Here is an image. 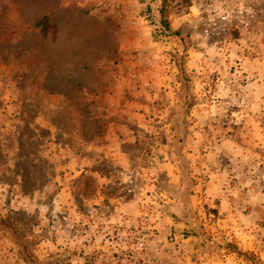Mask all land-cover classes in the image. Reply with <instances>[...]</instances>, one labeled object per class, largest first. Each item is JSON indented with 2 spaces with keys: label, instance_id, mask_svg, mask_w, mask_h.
Segmentation results:
<instances>
[{
  "label": "rangeland",
  "instance_id": "374dc122",
  "mask_svg": "<svg viewBox=\"0 0 264 264\" xmlns=\"http://www.w3.org/2000/svg\"><path fill=\"white\" fill-rule=\"evenodd\" d=\"M114 124L139 216L87 226ZM0 264H264V0H0Z\"/></svg>",
  "mask_w": 264,
  "mask_h": 264
},
{
  "label": "crops",
  "instance_id": "0c3cea01",
  "mask_svg": "<svg viewBox=\"0 0 264 264\" xmlns=\"http://www.w3.org/2000/svg\"><path fill=\"white\" fill-rule=\"evenodd\" d=\"M111 128L112 129H110L109 132L105 134L103 139L99 140L97 143H91L87 146H84L82 153L77 156V158L69 162L70 173H73V176L71 175L72 178H77V176L80 174H88L90 176H93L96 182L100 181V183L97 184L94 195L91 199H89V201H87L89 210L85 211L84 214L85 224H87V226L92 225V222L89 221L93 219V216L91 215H93L94 211H96L97 214L99 212L100 216L99 218H94V220H100V223L103 224L105 228L110 229H112V227L116 225L135 222L137 220V217L139 216L140 208V199L136 196L131 197L130 195L129 198H124L119 195L111 199L106 197L105 188L110 184V175L107 174L106 176L102 177V174L98 175L92 170L94 164L106 163L109 160L113 159L118 160L119 162L120 160L124 163L126 162L129 153L123 152L121 150V147L125 148V144H127L126 148L131 147V144L126 141L118 143L116 139L118 137L117 132L118 134H125L124 138H127V140L129 141L134 140L135 137L130 136L129 133H127V131L124 130V127L121 125L114 124ZM119 174L122 175V177L120 178L122 183H119V185L126 184L129 178L127 176V173L124 174L122 171H119ZM168 174H170V176H174L173 171L169 172ZM112 175H114V173ZM112 175L110 177H114ZM211 176L217 178H215L214 180H212L211 178L209 179V185H207L206 193L213 192L214 188L216 187L214 181H220V178L222 177V175L217 171L215 173L213 172L210 177ZM169 182L174 183L175 181L171 180ZM194 188L198 190V184L197 186L195 185ZM127 191H129V189H127ZM211 198L212 199L209 200V202L212 203L213 206H215V200L213 197ZM192 204H194L193 201ZM219 207L220 206H215V208ZM92 208H94V210H92ZM74 215L77 217L75 212ZM164 221L165 220H163V222ZM159 225L160 223L158 224V226Z\"/></svg>",
  "mask_w": 264,
  "mask_h": 264
},
{
  "label": "trees",
  "instance_id": "16d2710c",
  "mask_svg": "<svg viewBox=\"0 0 264 264\" xmlns=\"http://www.w3.org/2000/svg\"><path fill=\"white\" fill-rule=\"evenodd\" d=\"M46 23H47V19L46 18H43L42 20H40L38 23H37V25L38 26H40L41 27V32H42V34L43 35H45V29L44 28H46ZM160 34H161V36H163V37H167V36H169V30H168V27L165 25V29L164 30H162L161 29V31H160ZM180 203V202H179ZM178 205V204H177ZM180 206V205H179ZM182 207H184V206H182Z\"/></svg>",
  "mask_w": 264,
  "mask_h": 264
}]
</instances>
